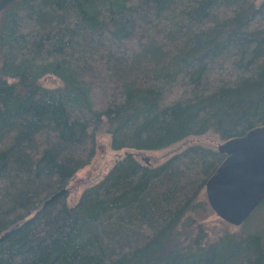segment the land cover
Segmentation results:
<instances>
[{"label": "trees", "instance_id": "trees-1", "mask_svg": "<svg viewBox=\"0 0 264 264\" xmlns=\"http://www.w3.org/2000/svg\"><path fill=\"white\" fill-rule=\"evenodd\" d=\"M263 125L264 0L12 3L0 15V264H264V222L250 230L264 200L241 231H182L225 159L196 144L157 168L123 156L73 207L68 193L44 205L101 128L113 151L152 152Z\"/></svg>", "mask_w": 264, "mask_h": 264}, {"label": "water", "instance_id": "water-1", "mask_svg": "<svg viewBox=\"0 0 264 264\" xmlns=\"http://www.w3.org/2000/svg\"><path fill=\"white\" fill-rule=\"evenodd\" d=\"M16 1L0 0V15ZM216 151L225 159L204 186L206 202L218 219L240 227L264 200V125L219 144ZM144 163L148 165L147 160Z\"/></svg>", "mask_w": 264, "mask_h": 264}, {"label": "rangeland", "instance_id": "rangeland-1", "mask_svg": "<svg viewBox=\"0 0 264 264\" xmlns=\"http://www.w3.org/2000/svg\"><path fill=\"white\" fill-rule=\"evenodd\" d=\"M41 85L45 88H56L60 85L59 81L53 77H47L41 81ZM199 145L203 148L216 150L219 144H222L217 138L212 135H205L198 138H188L184 142L172 145L168 148L152 151V152H137L128 149L113 151L110 148V136L104 128H101L94 140L93 156L89 163L83 168L79 169L70 180L67 190L66 205L73 207L79 200L83 191L99 182L113 167L114 163L123 158V156L131 155L138 163L144 165V161H148V166L157 168L164 164L173 155L184 151L189 145ZM145 159V160H144ZM203 202V209L190 216V225L186 229H182L185 234L193 232L197 234L200 232L204 241L213 240L225 232L235 233L241 231L239 227H232L220 219L206 205V196L204 191L200 197ZM264 222V213L260 211L250 225V230L256 228ZM259 228V227H258ZM248 230V229H246ZM248 232H251V231ZM191 233H189V236ZM185 241V240H184Z\"/></svg>", "mask_w": 264, "mask_h": 264}, {"label": "bare ground", "instance_id": "bare-ground-1", "mask_svg": "<svg viewBox=\"0 0 264 264\" xmlns=\"http://www.w3.org/2000/svg\"><path fill=\"white\" fill-rule=\"evenodd\" d=\"M145 160V159H144ZM50 199V198H49Z\"/></svg>", "mask_w": 264, "mask_h": 264}]
</instances>
